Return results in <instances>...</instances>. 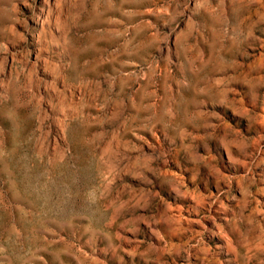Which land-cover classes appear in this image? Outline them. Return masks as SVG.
I'll return each instance as SVG.
<instances>
[{"label": "rangeland", "instance_id": "374dc122", "mask_svg": "<svg viewBox=\"0 0 264 264\" xmlns=\"http://www.w3.org/2000/svg\"><path fill=\"white\" fill-rule=\"evenodd\" d=\"M0 264H264V0H0Z\"/></svg>", "mask_w": 264, "mask_h": 264}]
</instances>
